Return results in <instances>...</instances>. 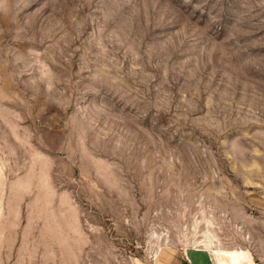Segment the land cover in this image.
I'll list each match as a JSON object with an SVG mask.
<instances>
[{"label": "rangeland", "instance_id": "374dc122", "mask_svg": "<svg viewBox=\"0 0 264 264\" xmlns=\"http://www.w3.org/2000/svg\"><path fill=\"white\" fill-rule=\"evenodd\" d=\"M211 234L264 264V0H0V264Z\"/></svg>", "mask_w": 264, "mask_h": 264}, {"label": "crops", "instance_id": "0c3cea01", "mask_svg": "<svg viewBox=\"0 0 264 264\" xmlns=\"http://www.w3.org/2000/svg\"><path fill=\"white\" fill-rule=\"evenodd\" d=\"M155 260L156 264H216L212 256L194 249L182 251L166 248L160 254L157 253Z\"/></svg>", "mask_w": 264, "mask_h": 264}, {"label": "bare ground", "instance_id": "6f19581e", "mask_svg": "<svg viewBox=\"0 0 264 264\" xmlns=\"http://www.w3.org/2000/svg\"><path fill=\"white\" fill-rule=\"evenodd\" d=\"M213 236L214 235H212V234L208 238H206V236H205L206 239L200 241L199 246L204 248V250L208 251L211 254L212 259L214 260V262L216 264H228V263L229 264H238L236 259L233 258L232 255L229 254L228 251L219 248L218 244L214 243V241L212 240L213 238L212 239L210 238V237H213ZM196 242H198V239H197ZM226 245L234 246V245H231V244H226ZM234 247H237V246H234ZM159 249H161V248H159ZM157 253H158V251H157ZM157 253L155 254V256L157 255Z\"/></svg>", "mask_w": 264, "mask_h": 264}, {"label": "built area", "instance_id": "2783aa9c", "mask_svg": "<svg viewBox=\"0 0 264 264\" xmlns=\"http://www.w3.org/2000/svg\"><path fill=\"white\" fill-rule=\"evenodd\" d=\"M180 250H182V251H186L187 248H180ZM197 250H199V249H197Z\"/></svg>", "mask_w": 264, "mask_h": 264}]
</instances>
